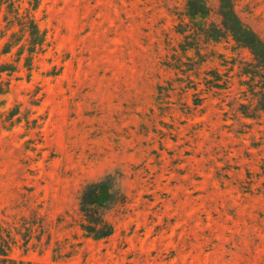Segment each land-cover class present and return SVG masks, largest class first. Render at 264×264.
<instances>
[{"label":"rangeland","instance_id":"rangeland-1","mask_svg":"<svg viewBox=\"0 0 264 264\" xmlns=\"http://www.w3.org/2000/svg\"><path fill=\"white\" fill-rule=\"evenodd\" d=\"M188 3L0 0V264H264V70Z\"/></svg>","mask_w":264,"mask_h":264},{"label":"trees","instance_id":"trees-1","mask_svg":"<svg viewBox=\"0 0 264 264\" xmlns=\"http://www.w3.org/2000/svg\"><path fill=\"white\" fill-rule=\"evenodd\" d=\"M221 3V15L223 25L233 38L244 47L248 48L256 61L264 70V42L251 30L245 27L238 18L232 0H219ZM204 0H189L188 11L190 16H198L206 13ZM24 26L29 31L30 40L28 52L34 53L38 47L44 44V33L41 32L38 24L33 19H28ZM1 90V89H0ZM87 196H83L81 210L84 213L87 224L82 230L96 240L105 239L113 234V225L104 218V212L96 203L91 202Z\"/></svg>","mask_w":264,"mask_h":264}]
</instances>
